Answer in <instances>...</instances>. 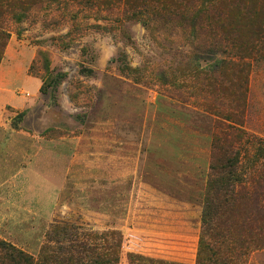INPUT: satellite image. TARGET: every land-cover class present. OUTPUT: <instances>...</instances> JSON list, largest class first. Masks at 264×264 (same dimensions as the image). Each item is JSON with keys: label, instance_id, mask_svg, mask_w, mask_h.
Returning <instances> with one entry per match:
<instances>
[{"label": "rangeland", "instance_id": "374dc122", "mask_svg": "<svg viewBox=\"0 0 264 264\" xmlns=\"http://www.w3.org/2000/svg\"><path fill=\"white\" fill-rule=\"evenodd\" d=\"M193 14L157 0H0V241L38 261L69 227L119 264H197L214 135L232 132L218 113L241 111L246 188L264 174L251 146L264 141V55L243 60L237 109V78L208 85L223 80L209 53L223 37L195 31ZM244 254L264 264V248Z\"/></svg>", "mask_w": 264, "mask_h": 264}, {"label": "trees", "instance_id": "16d2710c", "mask_svg": "<svg viewBox=\"0 0 264 264\" xmlns=\"http://www.w3.org/2000/svg\"><path fill=\"white\" fill-rule=\"evenodd\" d=\"M200 1L157 0V6L166 13L190 10L194 13L189 18L195 31L207 22L222 35L223 39L219 42L221 50L209 53L213 55L212 60H216L218 53L222 55L216 60L214 68L219 70L223 80L213 79V83L209 80L208 85L223 92L226 88L224 82L230 81L232 76L237 78L240 86L235 107L241 109L247 92L248 66L243 60L264 55V0L239 3L235 0ZM7 37L2 36L0 61ZM231 56L238 62L230 60ZM240 112L224 118L220 113L217 116L230 124L228 128L232 132L229 136L214 135L211 177L204 200L197 264H241L242 256L251 246L264 248V174L254 181L257 188H246L241 153L235 150L236 145L243 143L244 133L232 126L242 124ZM251 146L258 158L264 157V141ZM69 229L59 226L53 229L49 241L56 245L55 251L45 252L38 261L11 243L0 241V264H119L118 257L101 253L97 246L81 244L78 237L74 239V234L68 233ZM75 230L70 229L73 233ZM59 235L67 242L61 243L57 239Z\"/></svg>", "mask_w": 264, "mask_h": 264}]
</instances>
